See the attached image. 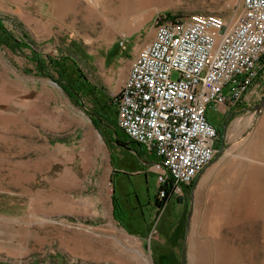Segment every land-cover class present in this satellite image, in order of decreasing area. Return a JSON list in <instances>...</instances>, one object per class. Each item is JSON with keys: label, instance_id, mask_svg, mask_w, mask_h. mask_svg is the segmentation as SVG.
<instances>
[{"label": "rangeland", "instance_id": "obj_1", "mask_svg": "<svg viewBox=\"0 0 264 264\" xmlns=\"http://www.w3.org/2000/svg\"><path fill=\"white\" fill-rule=\"evenodd\" d=\"M240 12L241 0H0V263L180 264L190 197L152 212L157 181L141 184L138 155L89 113L113 112L119 77L159 23ZM245 95L207 110L223 147L194 192L185 264H264V77Z\"/></svg>", "mask_w": 264, "mask_h": 264}, {"label": "built area", "instance_id": "obj_2", "mask_svg": "<svg viewBox=\"0 0 264 264\" xmlns=\"http://www.w3.org/2000/svg\"><path fill=\"white\" fill-rule=\"evenodd\" d=\"M121 43V42H120ZM264 77V0H241L233 23L214 14L154 27L130 60L116 96V124L155 160V210L183 196L218 152L207 119L236 107Z\"/></svg>", "mask_w": 264, "mask_h": 264}, {"label": "trees", "instance_id": "obj_3", "mask_svg": "<svg viewBox=\"0 0 264 264\" xmlns=\"http://www.w3.org/2000/svg\"><path fill=\"white\" fill-rule=\"evenodd\" d=\"M167 16L170 17L171 15L167 14ZM0 31L5 36L4 38L9 40V34L5 30V27H4L1 19H0ZM38 56H39V54L35 53L34 50L31 51V57H33V61H35L37 63L40 62V60L36 59ZM38 66H39V64H38ZM41 67L42 66H39V69H37V71H39V72L42 71ZM63 84L65 85L66 83H63ZM66 85H67V89L69 91H72L73 93H75L78 96V90L77 89L71 87L69 84H66ZM82 85L87 86L89 84L87 82H84ZM69 91H68V93H69ZM115 102H116V100L111 103L114 106L113 112H111V111H108V112L104 111L103 112V107H100L101 108L100 110L102 112L99 110V111H93V112L89 113V115L92 119V122H93L94 126L102 134L104 139H106V141H111V142L115 143L119 147V149L122 150L123 152L133 151L134 153H136L139 156V152L137 151V149H135V147L136 146L142 147V146L140 144L134 142V141L129 140L127 138V136L124 134V132L116 124ZM225 117H226V115H224V117H222V119L220 120V127L221 128L223 127V125H225V121H226ZM215 128H216L218 134L220 135L221 134L220 128H218L216 126H215ZM221 144H222V142H220L219 147L221 146ZM192 183L189 187L188 186L185 187V191H187V195L189 197H190V187L192 186ZM112 206H113L114 216L116 217V212L118 211V204H117V197L115 196V193L112 194ZM0 264H2V263H0Z\"/></svg>", "mask_w": 264, "mask_h": 264}, {"label": "crops", "instance_id": "obj_4", "mask_svg": "<svg viewBox=\"0 0 264 264\" xmlns=\"http://www.w3.org/2000/svg\"><path fill=\"white\" fill-rule=\"evenodd\" d=\"M151 37H152V35H151ZM131 58H132V56L130 57V60H131ZM129 66H130V62H129ZM129 66H127V68H125V71L121 74V76L119 77V79L117 81V83L121 82L120 86L122 85L123 81L125 80V78L128 74ZM257 84L258 83H256L253 87L257 86ZM245 97H246V95L243 97V100L245 99ZM142 152H143V155L138 156L140 160H137V162L134 166V168L136 167L135 168L136 169L135 177L142 184V182L146 183L148 175L152 174L155 181H156V173L153 172L149 167L150 164L155 160V156L153 154L146 153L143 148H142ZM209 166H210V164L199 174L197 182H196L195 187H194V192H199L200 190H202L207 185L208 178H207L205 170L207 168H209ZM146 192H147L146 198L144 199L145 203H148L149 207L152 208V212H154L153 210L155 209V196L157 193V182L155 183V187H154L152 192H150L148 188L146 189ZM190 192H191V187H190ZM185 195H187V191H185V189H184L183 196H181L179 198L171 199L168 204L171 206L173 204H176L175 210L177 209V211H178L180 209L179 207H181L183 201L185 200V197H186ZM137 199H138V197H136L135 200L137 201ZM193 201H194V198H193Z\"/></svg>", "mask_w": 264, "mask_h": 264}, {"label": "water", "instance_id": "obj_5", "mask_svg": "<svg viewBox=\"0 0 264 264\" xmlns=\"http://www.w3.org/2000/svg\"><path fill=\"white\" fill-rule=\"evenodd\" d=\"M264 107V95L262 96V98L260 99V101L256 104L255 109L257 111L261 110ZM224 127V126H223ZM222 145L221 147H219L218 152L216 153V155L214 156L213 160L210 162V164L216 160L218 158V156L221 153L222 150ZM199 176V174H198ZM198 176L194 179L192 186H191V193H190V203H189V207H188V212L186 215V228H185V237L183 240V244H182V250H181V258H180V264H185V260H186V235H187V230L189 227V223H190V219H191V215H192V210H193V198H194V187L195 184L197 182Z\"/></svg>", "mask_w": 264, "mask_h": 264}, {"label": "bare ground", "instance_id": "obj_6", "mask_svg": "<svg viewBox=\"0 0 264 264\" xmlns=\"http://www.w3.org/2000/svg\"><path fill=\"white\" fill-rule=\"evenodd\" d=\"M193 20H200V18H197V19H193ZM225 20V19H224ZM226 22H227V20H225ZM159 26V25H158ZM158 26H156V27H158ZM235 123V125H237L236 123L237 122H234Z\"/></svg>", "mask_w": 264, "mask_h": 264}, {"label": "flooded vegetation", "instance_id": "obj_7", "mask_svg": "<svg viewBox=\"0 0 264 264\" xmlns=\"http://www.w3.org/2000/svg\"><path fill=\"white\" fill-rule=\"evenodd\" d=\"M223 115H225V114H223ZM224 117V116H223ZM224 126V125H223ZM221 147V146H220ZM191 193V192H190Z\"/></svg>", "mask_w": 264, "mask_h": 264}]
</instances>
